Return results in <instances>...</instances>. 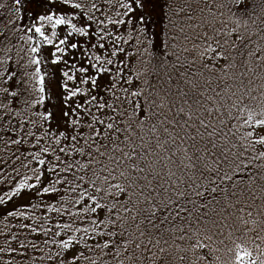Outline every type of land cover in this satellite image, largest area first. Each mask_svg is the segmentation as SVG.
<instances>
[{
  "label": "snow or ice",
  "instance_id": "1",
  "mask_svg": "<svg viewBox=\"0 0 264 264\" xmlns=\"http://www.w3.org/2000/svg\"><path fill=\"white\" fill-rule=\"evenodd\" d=\"M0 264H264V0H0Z\"/></svg>",
  "mask_w": 264,
  "mask_h": 264
}]
</instances>
